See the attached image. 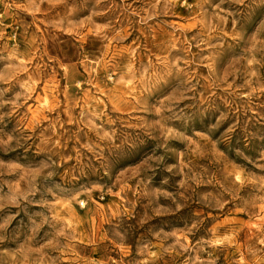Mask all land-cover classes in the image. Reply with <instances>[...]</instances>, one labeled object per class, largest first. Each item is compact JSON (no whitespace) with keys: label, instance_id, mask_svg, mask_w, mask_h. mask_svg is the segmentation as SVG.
Listing matches in <instances>:
<instances>
[{"label":"rangeland","instance_id":"374dc122","mask_svg":"<svg viewBox=\"0 0 264 264\" xmlns=\"http://www.w3.org/2000/svg\"><path fill=\"white\" fill-rule=\"evenodd\" d=\"M0 264H264V0H0Z\"/></svg>","mask_w":264,"mask_h":264}]
</instances>
